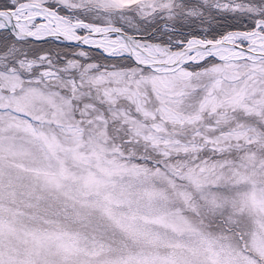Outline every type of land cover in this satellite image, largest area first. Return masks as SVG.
<instances>
[{"label":"snow or ice","instance_id":"1","mask_svg":"<svg viewBox=\"0 0 264 264\" xmlns=\"http://www.w3.org/2000/svg\"><path fill=\"white\" fill-rule=\"evenodd\" d=\"M0 264H264V0H0Z\"/></svg>","mask_w":264,"mask_h":264}]
</instances>
